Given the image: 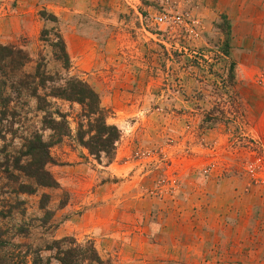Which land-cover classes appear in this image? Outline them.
Instances as JSON below:
<instances>
[{"label": "rangeland", "instance_id": "374dc122", "mask_svg": "<svg viewBox=\"0 0 264 264\" xmlns=\"http://www.w3.org/2000/svg\"><path fill=\"white\" fill-rule=\"evenodd\" d=\"M53 26L120 138L111 160L52 145L56 188L14 168L24 130L0 140V264H59L44 248L63 236L112 264H264V0H0V44L52 71Z\"/></svg>", "mask_w": 264, "mask_h": 264}, {"label": "trees", "instance_id": "16d2710c", "mask_svg": "<svg viewBox=\"0 0 264 264\" xmlns=\"http://www.w3.org/2000/svg\"><path fill=\"white\" fill-rule=\"evenodd\" d=\"M40 40L51 48L52 59L62 71L49 70L44 55L39 54L38 60L33 61L29 52L19 44H0V140H5L7 133L14 134L17 124L25 134L20 137L24 143L21 147L23 150L14 168L32 179L37 186L56 188L58 183L47 169V164L53 162L49 149L52 145L77 143L97 160L103 156L111 160L120 131L107 121L108 113L102 107L97 92L82 77L70 74V57L58 29L55 26L43 29ZM32 62L34 66L30 65ZM63 106L68 109L65 110ZM32 109L40 113V119L36 124L30 123L32 129L28 131L27 115L33 112ZM221 118L219 113H208L204 120L211 122ZM46 130L49 133L45 138ZM22 158H25L23 162ZM15 191L34 192L25 183L19 184ZM46 198L47 195H42L40 208L50 219L51 213L45 209ZM11 216L10 210L0 211L2 219ZM41 222L48 223L46 218ZM24 230L21 226L16 233ZM6 234V230L0 231V250L8 244ZM44 249L54 251L53 258L59 264H112L110 259L99 254L92 240L87 238L78 240L63 236L52 240ZM18 255L24 259V250H19ZM49 259L44 263L39 250L32 264H50ZM1 264L16 263L3 261Z\"/></svg>", "mask_w": 264, "mask_h": 264}, {"label": "built area", "instance_id": "2783aa9c", "mask_svg": "<svg viewBox=\"0 0 264 264\" xmlns=\"http://www.w3.org/2000/svg\"><path fill=\"white\" fill-rule=\"evenodd\" d=\"M156 20L157 21H163V17L162 16H158V17H156Z\"/></svg>", "mask_w": 264, "mask_h": 264}]
</instances>
